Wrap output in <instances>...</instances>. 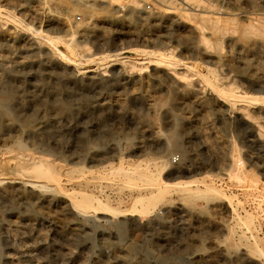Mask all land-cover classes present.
<instances>
[{
    "label": "rangeland",
    "instance_id": "374dc122",
    "mask_svg": "<svg viewBox=\"0 0 264 264\" xmlns=\"http://www.w3.org/2000/svg\"><path fill=\"white\" fill-rule=\"evenodd\" d=\"M84 1L41 0L54 19L48 25L32 17L36 0H0V9L46 37H62L85 68H92L89 54L131 56L132 48L169 52L177 61L143 69L115 62L77 75L32 32L0 22V100L13 90L23 105L0 113V264H264L245 253L242 230L232 221L233 212L247 213L264 242V105L249 101L264 96V0ZM184 62H196L220 88L243 98L220 102ZM147 99L155 102L151 110ZM31 131L39 132L40 142ZM235 158L242 165H232ZM34 163L59 173L62 192L79 189L120 209L148 183L140 175L127 180L120 166L160 177L206 170L216 174L225 199L170 191L145 216L107 221L91 211L85 218L62 194L21 186L23 168Z\"/></svg>",
    "mask_w": 264,
    "mask_h": 264
},
{
    "label": "bare ground",
    "instance_id": "6f19581e",
    "mask_svg": "<svg viewBox=\"0 0 264 264\" xmlns=\"http://www.w3.org/2000/svg\"><path fill=\"white\" fill-rule=\"evenodd\" d=\"M19 3H23L25 1L28 0H16ZM37 3L39 4L38 7H36L34 13H32V17L35 21L40 22V23H45V24H49L50 22L54 21L52 15H49L48 12L46 11V7L44 8L42 6L41 0H36ZM44 1V0H43ZM81 1V0H80ZM87 1V0H85ZM84 1V2H85ZM93 1V0H92ZM113 1V0H112ZM158 2H160V4H162L165 0H156ZM61 2V1H60ZM59 2V3H60ZM109 2V1H108ZM17 3V2H16ZM89 3V2H88ZM104 3V2H103ZM106 3V2H105ZM111 3V2H109ZM166 3V2H165ZM164 3V4H165ZM205 3V2H204ZM62 4V2H61ZM86 4V3H85ZM113 4V3H112ZM45 5V4H44ZM60 5V4H59ZM63 5V4H62ZM88 5V4H87ZM136 5V4H135ZM139 5V3L137 4ZM159 5V4H158ZM163 5V4H162ZM28 6V5H27ZM67 6V5H66ZM79 6V5H78ZM89 6V5H88ZM190 6V5H189ZM188 6V7H189ZM193 6V5H192ZM253 6V5H252ZM32 7V5H31ZM94 7V6H93ZM30 8V7H29ZM34 8V7H33ZM63 8V7H62ZM163 8V7H162ZM196 8V7H195ZM253 8V7H252ZM168 9V8H167ZM199 9V8H198ZM233 9V8H232ZM62 10V9H61ZM174 11H177V8L175 9L173 7ZM173 10H164V13L167 14H172L174 11ZM185 10V9H184ZM192 10V9H191ZM159 11V10H158ZM181 11V10H180ZM194 11V10H193ZM27 12V11H26ZM25 12V13H26ZM184 11L180 12L183 13ZM188 12V11H187ZM50 13V12H49ZM57 13V12H56ZM94 13V12H93ZM239 13V12H238ZM261 13V12H260ZM16 14V13H15ZM29 14V13H28ZM52 14V13H50ZM66 14V11H65ZM95 14V13H94ZM114 14V13H113ZM206 14V13H205ZM223 14V13H221ZM236 14V13H235ZM250 14V13H249ZM256 14V13H255ZM68 15V14H67ZM226 15V14H225ZM229 15V14H228ZM241 15V14H240ZM59 16V15H58ZM69 16V15H68ZM251 16H254L253 13ZM66 17V16H65ZM112 17V16H110ZM179 17V15H178ZM19 18V17H17ZM15 18V16L13 15V13L9 12V11H5L3 9H0V22H6V23H12L15 26L18 27H22L23 29L32 32V36H34L39 42L42 43H46L48 45V49L49 51H51L50 53L53 54V56L56 59H59L65 66L67 67H71L73 68V70L75 71V73L77 75H80L82 72L83 73H91L94 72L95 70L97 71V68L100 67H105L111 63H121L126 65L125 63H130L129 66L131 67V69H137V66H141L143 69L144 65L147 64H170L172 61H177L176 59H174L171 54L168 52H158V51H153L150 49H146V48H132L127 50L128 53L131 56H123L122 52L119 51H115V52H111V53H94V54H89L88 58L86 56L85 60L87 62V64L89 63L92 68H85L82 67L80 61L77 59V56L75 54V51L73 49V47L67 43H65L62 39V37H46L44 36L40 31H35L30 27V26H26V25H22L20 23V20ZM109 18V17H108ZM187 18V17H185ZM258 18V17H257ZM28 19H31V17ZM65 19V18H63ZM183 19V18H181ZM248 20V19H247ZM22 21V20H21ZM65 21V20H64ZM71 21V20H70ZM114 21V20H113ZM65 24V23H64ZM41 25V24H39ZM6 26V25H4ZM8 26V25H7ZM55 26V25H52ZM58 26V25H57ZM3 27V26H1ZM34 28V27H33ZM14 29V28H13ZM72 31V30H71ZM116 31V30H115ZM120 31V30H119ZM15 32V31H14ZM20 32V31H18ZM17 32V33H18ZM74 32V33H73ZM73 34L71 35V37H73V35L75 34V32H77V28L76 30H73ZM28 33V32H27ZM31 34V33H30ZM16 35V34H14ZM1 36V35H0ZM17 36V35H16ZM33 37V38H34ZM146 37V36H145ZM6 38V37H5ZM31 38V39H33ZM65 38V37H64ZM74 38V37H73ZM203 38V37H202ZM1 39V37H0ZM8 39V38H7ZM67 39V38H66ZM206 39V38H205ZM3 40V39H2ZM35 40V39H34ZM74 41V39H73ZM5 43V40L3 41ZM16 42V41H15ZM72 43V42H71ZM74 43V42H73ZM23 44V42H22ZM61 44V45H60ZM206 45V44H205ZM7 46V45H5ZM27 46V45H26ZM62 48V50H60V47ZM3 47V46H2ZM8 47V46H7ZM248 47V46H247ZM5 48V47H4ZM10 48V47H9ZM13 48V47H12ZM75 48V47H74ZM205 48V47H204ZM16 49V48H15ZM77 50V49H76ZM10 51V50H9ZM85 51V50H84ZM83 51V52H84ZM87 52V51H86ZM171 52V51H170ZM89 53V52H87ZM7 54V53H6ZM82 54V53H81ZM3 56V55H2ZM5 59V57H3ZM54 58V59H55ZM3 61V60H2ZM58 61V60H57ZM82 61V60H81ZM19 63V62H18ZM173 63V62H172ZM171 63V64H172ZM180 62H177V64H179ZM23 64V63H22ZM86 65V64H85ZM84 65V66H85ZM184 66L191 68V70H195V74H197L198 78L201 77L202 82L204 83L205 87L207 86L210 91H212L213 93H215L217 95V99L220 102H229L230 103H234L233 105H235V102H238L239 100L241 101V99L243 98L242 96H240L239 93L236 92L233 89L230 90H226L223 88H220L215 82L214 79L211 80L209 79L207 76H205L206 74L203 73V71L201 72L200 69H198V65L195 62L192 63H187L184 62L183 63ZM200 65V64H199ZM87 66V65H86ZM128 66V65H127ZM154 66V65H153ZM170 66V65H169ZM147 67V66H146ZM122 68V67H121ZM207 68V67H206ZM102 69V68H101ZM206 70V69H205ZM209 70V69H208ZM95 71V72H96ZM210 71V70H209ZM193 73V72H192ZM101 74V73H100ZM173 74V73H172ZM75 75V74H74ZM182 75V74H181ZM185 75V74H184ZM210 75V74H209ZM193 76V75H192ZM212 77V76H211ZM184 78V77H183ZM190 78V77H188ZM215 78V76H214ZM224 84V83H223ZM1 85V84H0ZM222 85V84H221ZM3 86V85H2ZM191 86V85H190ZM203 86V85H202ZM231 87V86H230ZM190 88V87H189ZM188 88V89H189ZM227 88V87H226ZM196 89V88H195ZM177 90V89H176ZM193 90V89H192ZM184 91V90H183ZM191 91V90H190ZM196 91V90H195ZM204 92V90L202 91ZM211 92V93H212ZM202 94V93H201ZM2 97V95H0ZM144 98V97H143ZM147 98V97H146ZM35 97L32 98V102L33 104L36 103L35 102ZM117 101V100H116ZM239 101V102H240ZM252 103L253 102H257L259 104H263L264 105V96L263 95H257L254 97H251V99L249 100ZM22 102V101H21ZM39 102V100H38ZM26 104V102H24ZM44 107H50L52 109H54L55 111H61L63 108L62 106H60V104H58L57 102H52V104H47L44 101L42 102ZM41 103V104H42ZM155 103V102H154ZM150 99L146 100V105L147 108L149 110H151L152 106H154V104ZM21 103H19L17 101V97L14 94V91L8 90V93H5V97L3 99L0 100V113L2 114H9L10 111L14 108H21L23 107V105H20ZM40 104V103H39ZM228 104V103H227ZM228 104V105H229ZM244 104V103H243ZM247 105V104H246ZM249 105V104H248ZM155 109V107H154ZM15 110V109H14ZM148 112V111H147ZM261 127V126H260ZM34 129V128H33ZM261 129V128H260ZM39 133V132H38ZM37 131H31V135L33 137V139L36 142H40L42 136L40 137V134H38ZM256 134V133H255ZM155 135V134H154ZM260 135V134H258ZM109 136V135H108ZM31 137V138H32ZM106 139V138H105ZM141 139V138H140ZM114 140V139H113ZM218 140V139H217ZM220 140V139H219ZM35 142V143H36ZM57 143V142H56ZM141 143V141L139 142V144ZM209 143V142H208ZM264 143V142H261ZM18 144V143H17ZM171 144V143H170ZM260 144V143H259ZM105 145H106V141H105ZM216 145V144H215ZM23 146V145H22ZM214 145H212L211 148ZM5 148V146H4ZM8 148V147H7ZM11 148V147H10ZM112 149H115V145L113 144ZM140 147H136L134 149V152H132V155L136 158H138L141 154H140ZM14 149V148H13ZM16 149V148H15ZM25 149V148H24ZM161 149V148H160ZM6 150V149H5ZM10 150V149H8ZM7 151V150H6ZM11 151H14L11 149ZM10 151V152H11ZM159 152V151H158ZM4 153V152H3ZM142 153V152H141ZM7 154V153H6ZM9 154V153H8ZM26 154V153H25ZM5 155V154H4ZM14 155V154H13ZM22 155V154H21ZM20 155V156H21ZM24 155V154H23ZM121 155V154H120ZM35 156V155H34ZM37 156V155H36ZM86 156V155H85ZM250 156V155H249ZM23 157V156H22ZM27 157V156H26ZM38 157V156H37ZM121 157V156H120ZM233 157V156H232ZM17 160L20 157H16ZM157 158V157H156ZM37 159V158H36ZM16 160V161H17ZM155 160V159H154ZM14 161V160H13ZM19 161V160H18ZM36 161V160H35ZM49 161V159H48ZM240 161V160H239ZM237 161V159H233L232 161V165H240L241 162ZM12 162V161H11ZM21 162V161H20ZM40 163H44L43 160L38 161ZM99 162V161H98ZM142 161H136V164L140 165ZM153 162V161H152ZM165 162V161H164ZM204 162V161H203ZM13 163V162H12ZM100 163V162H99ZM120 163V161H119ZM169 163V162H168ZM7 164V163H5ZM36 163L29 165L26 168H23V175L24 178H20L19 183L21 184V186L24 189H30L31 190H41V189H48L51 191H55L57 193L62 194L68 201L70 204V209H73L74 211H76L79 215L83 216V217H87L89 218V213L91 211L97 212V214L99 215H105V216H109V219L107 218V221L110 220V218L112 216H118V217H122L123 216H129V217H134V216H145L149 213H151L157 206V204L161 201V199L163 198V196L170 192V191H175L177 192V194L181 193H191V192H196L199 194H202V197L206 198V199H225L224 196V192L217 187V185L214 182V178L216 177V174L214 173H209L206 170H203L202 172H199L197 176H185L184 174L180 175H173V177H169V176H161L160 177L158 174L157 176L155 174H153V172L151 171H139L136 169H131L130 171L128 170H122L123 167H119V170L122 171L121 175L126 178L127 180L130 179L131 177L140 175L141 179H145L148 183L145 184L144 189L146 190V192H139L137 190L136 195L132 196L130 198V205L128 208H124V209H120L119 207H111V205L104 203L103 201H101V199L99 200L97 197H95V195L89 194L87 192H83V191H78L76 192L73 191L71 193H66V192H62V190H60L61 184H60V179L59 176L57 175V171L56 173L51 169L50 165L48 163H45L46 166L43 169H38L36 166H34ZM162 164V163H161ZM53 165V164H52ZM120 165V164H119ZM126 165V164H125ZM156 165V164H155ZM203 165V164H202ZM242 165V164H241ZM168 166V165H167ZM13 167V166H12ZM109 167H112V164H109ZM8 168V167H7ZM11 167H9L10 169ZM73 168V167H72ZM75 168V167H74ZM108 168V167H107ZM116 168V167H115ZM129 168V167H128ZM159 168V167H158ZM226 168V167H225ZM8 169V170H9ZM22 169V168H19ZM70 169V168H69ZM81 169V168H80ZM164 169V168H163ZM166 169V168H165ZM11 170V169H10ZM76 170V168H75ZM99 170V169H98ZM115 170V169H114ZM239 170V169H238ZM237 170V171H238ZM81 171V170H80ZM110 171V170H109ZM113 171V170H112ZM116 171V170H115ZM162 171V170H161ZM236 171V172H237ZM246 171V170H245ZM10 172V171H9ZM82 172V171H81ZM80 172V173H81ZM198 172V171H197ZM244 172V169H243ZM16 173H21V172H17ZM65 173V172H64ZM63 173V174H64ZM78 173V172H77ZM109 173V172H107ZM117 173V172H116ZM119 173V171H118ZM230 173V172H229ZM234 173V172H233ZM5 174V173H4ZM10 174V173H9ZM59 174V173H58ZM62 174V173H61ZM66 174V173H65ZM71 174V172H70ZM84 174V173H83ZM194 174V173H193ZM240 174V173H239ZM238 174V175H239ZM13 175V174H10ZM9 175V177H10ZM67 175V174H66ZM235 175V174H233ZM237 175V174H236ZM237 175V176H238ZM6 176V175H5ZM15 176V175H14ZM12 176V177H14ZM243 176V175H242ZM69 177V175L67 176ZM121 177V176H120ZM139 177V176H138ZM229 177V176H228ZM232 177V176H231ZM2 178V177H0ZM5 178V177H4ZM72 178V177H71ZM112 178V177H111ZM117 178V177H116ZM123 178V179H124ZM234 178V177H233ZM241 178V177H240ZM240 178H237V180H240ZM243 178V177H242ZM241 178V179H242ZM139 179V178H138ZM136 180V179H135ZM235 180V179H234ZM4 180L2 179V181H0L1 183ZM17 181V180H16ZM143 181V180H141ZM11 182V181H10ZM251 182V181H250ZM255 182V181H254ZM0 183V184H1ZM253 183V182H252ZM264 183V181H263ZM127 185V184H125ZM1 186V185H0ZM3 186V185H2ZM89 186V185H88ZM123 186V185H122ZM121 186V187H122ZM200 186V187H199ZM98 187V186H96ZM95 187V188H96ZM195 187V188H194ZM17 189V187L15 188ZM100 189V186H99ZM126 189V188H125ZM130 189V188H128ZM133 189V188H132ZM48 190H46L45 192H47ZM91 190V189H90ZM89 190V191H90ZM134 190V189H133ZM141 190V189H140ZM143 190V191H145ZM136 191V190H135ZM7 194L8 192H10V188L6 189L5 191ZM13 192V191H12ZM32 192V191H31ZM91 192V191H90ZM132 192V191H131ZM134 192V191H133ZM40 193V192H39ZM44 193V191H43ZM49 193V192H47ZM51 193V192H50ZM10 194V193H9ZM12 194V193H11ZM27 194V193H26ZM102 194V193H101ZM134 194V193H133ZM176 194V193H175ZM57 195V194H56ZM55 195V196H56ZM189 195V194H188ZM194 195V194H193ZM43 196V195H42ZM97 196V194H96ZM100 196V195H99ZM101 197V196H100ZM186 197V196H185ZM52 198V197H51ZM107 199V197H105ZM188 198V197H186ZM190 198V197H189ZM65 199V200H66ZM215 199V200H216ZM10 200V199H9ZM104 200V199H103ZM109 200V199H108ZM106 200V201H108ZM35 201V200H34ZM119 201V200H117ZM123 201V200H122ZM219 201V200H218ZM226 201V200H225ZM7 202V201H6ZM30 202V201H29ZM33 202V201H32ZM115 203V201H113ZM31 204V203H30ZM68 204V205H69ZM117 204V202H116ZM29 205V204H28ZM63 205V204H62ZM240 205L239 203L235 205L238 206ZM232 206V205H231ZM219 208V207H218ZM232 211H236V209L233 207ZM233 219L235 225L238 227V229H241L242 231H240V233L238 234V238L240 241H243V250L245 251L246 254H249L250 256H254L255 258L261 260L264 263V242L262 241V239L258 236V230H255V228H253V219L251 216H249L247 213H244V215H241V213L239 212H233ZM90 216L92 217V215L90 214ZM112 217V218H114ZM115 219V218H114ZM235 227V226H234ZM232 230V229H230ZM216 231V230H215ZM232 232V231H231ZM230 231L227 233L226 237H224V240L228 237L231 233ZM247 234H249V236H247ZM232 236V234H231ZM211 239V238H210ZM215 243V247H221L223 248V245L220 246V241L217 238H213L212 240ZM224 242V241H222ZM236 242V241H235ZM240 246V245H239ZM220 248V249H222ZM200 252V250H199ZM213 253V252H212ZM194 255V254H193ZM215 255V254H214ZM196 256V255H194ZM209 256V255H208ZM251 257V258H254ZM211 258V256H210ZM201 261V260H200Z\"/></svg>",
    "mask_w": 264,
    "mask_h": 264
},
{
    "label": "built area",
    "instance_id": "2783aa9c",
    "mask_svg": "<svg viewBox=\"0 0 264 264\" xmlns=\"http://www.w3.org/2000/svg\"><path fill=\"white\" fill-rule=\"evenodd\" d=\"M77 20H80V18H79V17H77Z\"/></svg>",
    "mask_w": 264,
    "mask_h": 264
}]
</instances>
